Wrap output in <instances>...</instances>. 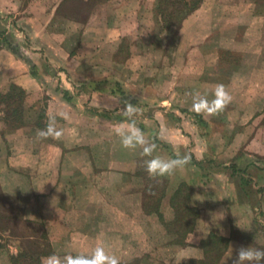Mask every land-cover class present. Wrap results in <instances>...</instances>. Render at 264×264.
<instances>
[{"label": "crops", "instance_id": "obj_1", "mask_svg": "<svg viewBox=\"0 0 264 264\" xmlns=\"http://www.w3.org/2000/svg\"><path fill=\"white\" fill-rule=\"evenodd\" d=\"M241 1H244L241 16L251 17L249 26L255 27L261 20L263 33L264 9L256 12L255 0ZM46 3L45 0H0V34L14 46L11 51L0 42V92L13 84L24 90L28 103L44 98L38 110L31 109V121L23 120L14 128H6L0 123V188L3 194L21 200V219L43 227L49 247L44 258L55 254L66 262L69 256H90L97 246H103L109 255L117 257L119 264H126L123 261L132 257L139 258L136 264H187L189 259L203 257L201 241L210 233L227 238L231 245L233 229L249 234L250 240L264 248V165L251 161L248 156L255 155L252 153L233 159L232 164L238 172L231 173L228 167L207 168L214 175L212 179L208 175L207 181H201L199 175L189 179L178 172L164 176L162 194L156 206L160 221L145 213L149 188L148 180L144 181L147 172L137 168L138 162L144 161L141 153L122 157L113 153L104 157L102 151L105 124L111 127L130 124L128 120L102 119L103 112H114L113 109L119 106L120 97L116 93L84 87L87 81L105 79L106 74L81 72L88 62L83 54L76 55L79 48L68 50L65 44H56L53 40L56 33L49 31L48 25L57 6L53 3L49 7ZM217 3V0H203L191 14L192 20L207 14V39L217 25L213 16L232 15L224 12L226 9L219 10ZM240 13L235 15L239 17ZM36 17L47 19L41 24ZM223 21L218 20L220 24ZM30 30L45 46L29 40L27 33ZM42 30L48 33V38L41 34ZM109 30L115 34L111 38L114 43L120 29L113 25ZM196 38L192 50L201 54L199 50L205 39L201 42L198 36ZM218 39L222 40V37L219 35ZM40 46L62 52H56V61L47 60L40 57ZM220 48L226 47L221 45ZM208 54L212 52L208 50ZM27 61L34 64L38 79L29 73ZM254 61L259 67L241 77L246 81L241 91L246 96L262 97L264 58ZM44 69L53 73H44ZM115 79L119 81V78ZM233 79L237 80L233 76L229 80ZM62 89L67 90L69 101L63 99ZM177 90L175 87L171 92ZM146 94H138V97L145 98ZM165 97L160 102L167 101ZM41 111V117L37 118ZM61 113L66 114V118ZM52 116L56 117V127L63 131L62 138H38V131L46 128ZM140 130L144 133V129ZM164 141L173 145L169 138ZM169 155L172 159L182 154L174 151ZM192 155L189 164L193 173L192 165L200 162L209 165L208 160L201 161ZM183 182L191 186L189 206L198 211L184 243L174 244L170 243L172 233L167 232L165 224L173 220L171 198ZM204 186H207L205 192L201 189ZM219 189L225 193L223 199L213 198ZM200 196L201 204L198 203ZM241 246L248 247L249 244ZM4 254L6 258L9 255ZM3 264L10 262L5 260Z\"/></svg>", "mask_w": 264, "mask_h": 264}, {"label": "rangeland", "instance_id": "obj_2", "mask_svg": "<svg viewBox=\"0 0 264 264\" xmlns=\"http://www.w3.org/2000/svg\"><path fill=\"white\" fill-rule=\"evenodd\" d=\"M46 1L49 7L53 3L57 6L56 14L48 25L49 31L56 33L53 39L56 44H65L68 50L79 48L76 55L83 54L88 62L81 72L106 74L105 79L87 81V85L83 84L84 87L98 88L104 93L117 87L122 92L121 96L116 94L120 97L119 106L116 107L118 109L114 108V112L109 110L103 115L104 121L128 120L124 114L127 103L141 109L143 114L136 119L135 126L142 125L145 137L155 145L153 157L159 156L168 160L171 159L169 153L176 151L181 156L193 154L192 156L200 158L201 161L208 160L209 165H203L202 162L192 165L194 173L190 162L175 171L189 179L192 175H199L201 181H207L210 178L208 175L212 179L214 175L209 170L219 166L221 169L225 168L232 164L233 159L243 157L245 153L255 154L248 158L264 165V96H246L241 91L246 83L241 77L259 67L255 64L256 58H264V30L262 33L261 20L254 27L249 26L251 17L241 16L244 1L217 0L219 10L226 9L224 12L232 15L213 16L217 25L211 33L213 35L210 34V39L206 37L209 21L207 14H201L199 18L192 20V11L182 17L179 26L166 27L156 13V0H83L79 5L76 0ZM254 2V10L263 11L264 0ZM75 7L80 8L82 15L75 17L70 11V8ZM237 13H240L239 17L235 15ZM45 19L47 18L36 17V21L41 24ZM218 20L224 21L220 24ZM113 25L120 29L118 40L114 39V43L111 38L115 34L112 35L109 30ZM46 29L49 32L47 27ZM28 34L29 40H33L35 45H44L37 35H32L31 30ZM41 34L48 38L45 31L42 30ZM219 35L222 40L218 39ZM196 36L201 42L205 39L202 50H199L201 54L192 50L193 44L197 42ZM221 45L226 48H220ZM208 50L212 54L209 55ZM40 51V57L47 60L49 58L51 61L57 60L56 52H62L61 49L55 52L48 48L42 49L41 46ZM44 73L53 72L44 69ZM231 76L237 80H229ZM115 78H119V81ZM221 84L232 97L227 107L215 116L206 113L199 114L201 119L193 116L196 113L193 110L194 98L205 96L209 101L213 100L215 90ZM175 87L177 92H171ZM143 93H147L145 98L138 97V94ZM135 94L137 97H132ZM165 95L167 101L160 102ZM43 99L30 101L31 103L24 101L23 120H32L31 109L38 110ZM2 117L0 112V123L5 127ZM130 126L121 124L119 127ZM116 128L107 124L103 127L104 157L113 153L121 157L129 153H141V160L144 161L138 162L137 168L146 171V161L152 157L144 155L139 146L134 150L122 147L121 138L114 132ZM165 138L171 139L173 145L166 144ZM224 163L228 165H223ZM239 163L243 165L242 161ZM146 180L149 192L147 191L145 204L150 213L144 211L158 222L161 216L156 206L165 179H153L148 175L144 181ZM188 186L189 190L184 191L186 196L178 203L179 206L183 207L191 202V186ZM201 189L205 192L207 186ZM149 193L151 196H148ZM224 194L219 189L217 196L214 194L213 198L223 199ZM198 200L201 204V196ZM20 205V199L3 194L0 188V264L5 260L9 263L11 256L19 252L27 256L20 260L15 259L14 264H37L38 261L39 264H44V257L49 253L44 229L21 219ZM173 230L175 231L174 228L171 229ZM181 232L180 228L178 233L182 234ZM170 236V243H173L177 235L172 233ZM231 237L234 242L231 245L227 242L216 261L213 252L209 253V257L205 259L206 264H232L231 257H234L235 249L243 243H248L249 248L264 249L250 240L249 234L238 229L232 230ZM4 253L9 254L7 258ZM138 259L128 258L123 263L136 264Z\"/></svg>", "mask_w": 264, "mask_h": 264}, {"label": "trees", "instance_id": "obj_3", "mask_svg": "<svg viewBox=\"0 0 264 264\" xmlns=\"http://www.w3.org/2000/svg\"><path fill=\"white\" fill-rule=\"evenodd\" d=\"M77 5L82 4L83 0H76ZM202 0H156V13L160 16L163 24L166 27L179 26L180 20L185 14H188L195 10ZM70 11L74 13L75 17H78L81 14L80 8H70ZM0 42L2 46H6L9 50L14 51V48L11 46L10 42L0 34ZM29 73L32 77L38 79V75L36 72V68L34 64L27 61ZM116 83V82H115ZM115 90V91H114ZM114 90H109L110 93H116L120 96L122 92L117 87ZM60 93L66 101H69V96L67 94V90L62 89ZM25 101V92L23 89L16 85H10L6 91L0 92V112L3 114L1 121L4 123L6 128H14L23 123L24 110L23 105ZM133 101V100H131ZM41 111L37 114V118H40L42 115ZM108 112H103L101 115H105ZM193 116L201 119L198 113H194ZM139 129H143V126L139 124ZM192 160V158H191ZM194 163H197L194 160ZM227 167L230 168L231 173L238 172L233 164H229ZM189 190V186L186 183H180L178 187L175 189L172 198L171 205L173 207V220L165 224L168 233H175L177 238L173 240L174 244H183L184 237L187 232L191 230L194 225L195 218L197 217V208L184 204V206H179L178 203L182 201L184 196V191ZM162 194V192H161ZM148 196H151L149 193ZM161 196V195H160ZM147 197V196H146ZM153 207V206H152ZM146 206L144 210L147 213L150 211L146 210ZM177 227V228H176ZM186 227V228H185ZM174 228L175 231H171ZM179 228V229H178ZM182 229V234H179L178 231ZM184 229V230H183ZM217 242H222L221 245H218ZM228 242L227 238L217 236L213 233H210L205 239L201 241V247L203 250V257L201 259H189L187 264H206L205 259L209 257V253L213 252V256L215 257V261L219 258L222 251L226 247ZM218 245V246H217ZM26 254L19 252L16 255L11 256L10 263L14 264L15 259L20 260L21 258H25ZM14 259V260H13ZM37 262V261H36ZM212 263V262H211ZM213 262L212 264H214ZM25 264V263H24ZM39 264V261L37 262Z\"/></svg>", "mask_w": 264, "mask_h": 264}, {"label": "clouds", "instance_id": "obj_4", "mask_svg": "<svg viewBox=\"0 0 264 264\" xmlns=\"http://www.w3.org/2000/svg\"><path fill=\"white\" fill-rule=\"evenodd\" d=\"M232 97L226 90L224 85H218L214 99L209 101L205 96H197L194 98L193 110L198 113H206L209 116H215L221 113L231 102ZM124 114L128 118L130 127H117L114 132L121 138V145L126 149L141 148L144 155L152 157L146 161L145 170L149 177L155 179L172 175L176 170L182 169L190 162V156H178L172 159H162L159 156H152L155 150V145L150 143L144 133L135 126L136 119L141 116L142 110L138 107L127 103L124 108ZM60 115L66 118V114ZM63 131L56 127V117L49 118V123L45 129L38 131L37 136L40 139H55L62 138ZM232 264H264V249L249 248L240 246L235 249L234 257H231ZM44 264H65L59 256L53 254L45 259ZM66 264H119L117 257L109 255L103 246H97L90 256L76 255L67 257ZM226 264V262H225Z\"/></svg>", "mask_w": 264, "mask_h": 264}]
</instances>
